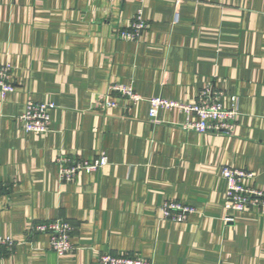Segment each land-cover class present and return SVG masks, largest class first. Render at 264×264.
I'll list each match as a JSON object with an SVG mask.
<instances>
[{"label":"crops","instance_id":"obj_1","mask_svg":"<svg viewBox=\"0 0 264 264\" xmlns=\"http://www.w3.org/2000/svg\"><path fill=\"white\" fill-rule=\"evenodd\" d=\"M141 15L137 41L119 37ZM0 64L16 90L0 95V264H100L138 253L154 264H264V209L224 208L221 167L252 171L264 189V0H0ZM113 83L131 86L133 104ZM238 97L231 135L185 129L188 115L148 99L192 104L208 86ZM28 100L53 102L46 134L18 119ZM106 101L116 103L108 107ZM108 164L60 179L63 156ZM195 208L185 221L160 207ZM231 220L226 221L225 217ZM74 226L59 256L35 224Z\"/></svg>","mask_w":264,"mask_h":264},{"label":"built area","instance_id":"obj_2","mask_svg":"<svg viewBox=\"0 0 264 264\" xmlns=\"http://www.w3.org/2000/svg\"><path fill=\"white\" fill-rule=\"evenodd\" d=\"M114 2L115 0H109ZM149 27L146 20L138 15L128 26L119 30V37L124 40L137 41L142 32ZM11 65L0 64V95L2 100L9 93L16 90L15 84L11 81ZM110 91L116 92L131 103L138 104L144 98L131 86L113 83ZM232 105L226 104V96L214 90L209 84L200 94L198 100L192 104H185L168 100L163 97H152L148 99L150 104V119L156 120L159 110L170 109L182 111L188 115L184 124L185 129H191L199 133H222L231 135L236 126L238 111V97H230ZM108 107L116 105L113 101H106ZM56 108L53 102H36L28 100L23 114L19 120L27 133L46 134L50 130L52 122V110ZM59 176L62 181L73 182L83 172H94L101 170L108 164L109 160L105 154H101L94 161L75 159L63 156L59 159ZM221 176L226 180L225 211L231 214L235 211H249L264 209V189L249 186L248 181L253 179L255 174L247 169L237 168L232 165L221 167ZM196 212L195 208L178 201H169L160 207L163 219H172L176 222L185 221L191 214ZM230 221V216L225 217ZM33 232H45L50 237V248L59 256L72 253L75 246L72 242L74 226L64 220H53L35 224L31 227ZM17 240L11 236L0 237V249L6 248L13 251ZM100 264H154L138 253L113 254L105 252L100 255Z\"/></svg>","mask_w":264,"mask_h":264}]
</instances>
